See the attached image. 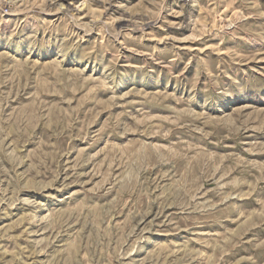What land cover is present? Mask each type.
Wrapping results in <instances>:
<instances>
[{"label": "rangeland", "instance_id": "obj_1", "mask_svg": "<svg viewBox=\"0 0 264 264\" xmlns=\"http://www.w3.org/2000/svg\"><path fill=\"white\" fill-rule=\"evenodd\" d=\"M0 264H264V0H0Z\"/></svg>", "mask_w": 264, "mask_h": 264}, {"label": "built area", "instance_id": "obj_2", "mask_svg": "<svg viewBox=\"0 0 264 264\" xmlns=\"http://www.w3.org/2000/svg\"><path fill=\"white\" fill-rule=\"evenodd\" d=\"M185 1H189V0H185Z\"/></svg>", "mask_w": 264, "mask_h": 264}]
</instances>
